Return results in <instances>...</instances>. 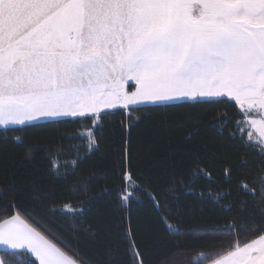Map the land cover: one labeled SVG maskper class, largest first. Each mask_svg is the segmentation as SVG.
Masks as SVG:
<instances>
[{"label":"snow or ice","instance_id":"obj_1","mask_svg":"<svg viewBox=\"0 0 264 264\" xmlns=\"http://www.w3.org/2000/svg\"><path fill=\"white\" fill-rule=\"evenodd\" d=\"M229 103L239 106L248 125L246 133L240 131L249 150L261 156L250 161L242 151L232 165L260 220L254 238L229 241L231 247L211 264H264V0H0V129L5 132L79 119L102 128L113 115L143 110L165 113L161 124L183 127L191 141L199 134L198 118L177 122L169 114ZM121 127L129 136L132 126L122 120ZM13 139L23 143L21 136ZM93 146L95 140L90 151ZM121 156L119 178L132 180L124 171L131 161L129 140ZM107 195L104 190L95 199ZM130 197H117L119 211L128 209ZM149 199L162 213L161 223L179 234L169 223L175 213L164 214L161 201L152 194ZM17 202L0 205L6 209L0 212V264H80L75 253L14 211ZM234 227L235 222L226 230ZM125 238L130 264H145L130 224Z\"/></svg>","mask_w":264,"mask_h":264},{"label":"trees","instance_id":"obj_2","mask_svg":"<svg viewBox=\"0 0 264 264\" xmlns=\"http://www.w3.org/2000/svg\"><path fill=\"white\" fill-rule=\"evenodd\" d=\"M173 112L169 116L177 122L198 118L199 134L191 141L183 127L161 124L165 113L160 111L113 115L102 128L79 119L15 132L0 129V194L8 191L0 205L16 198L13 210L75 253L80 264H130L125 251L129 224L145 264H210L231 247L229 241L243 243L255 236L260 217L252 198L242 194L240 171L232 165L239 163L242 151L250 161L261 156L245 143L240 131L244 118L234 103ZM122 120L132 126L129 136ZM90 130L96 141L91 151L83 135ZM17 135L23 143L14 141ZM125 140L130 141L131 161L124 171L132 173V180L119 178ZM104 190L109 195L97 202ZM128 193L129 207L121 212L117 197ZM150 194L161 201L164 214L175 213L169 223L179 234L161 223L162 213L154 209ZM233 222L235 227L226 230Z\"/></svg>","mask_w":264,"mask_h":264},{"label":"crops","instance_id":"obj_3","mask_svg":"<svg viewBox=\"0 0 264 264\" xmlns=\"http://www.w3.org/2000/svg\"><path fill=\"white\" fill-rule=\"evenodd\" d=\"M96 126V125H95ZM242 128L245 132H247L249 130L248 128V125L244 123V119H243V122H242ZM253 138H254V141H257L259 139V136H258V133H253Z\"/></svg>","mask_w":264,"mask_h":264},{"label":"rangeland","instance_id":"obj_4","mask_svg":"<svg viewBox=\"0 0 264 264\" xmlns=\"http://www.w3.org/2000/svg\"><path fill=\"white\" fill-rule=\"evenodd\" d=\"M89 133H92V135H89ZM83 135L85 138L88 139V143L91 141V140H94L93 138V132L90 130V131H85L83 132ZM211 264V263H210Z\"/></svg>","mask_w":264,"mask_h":264}]
</instances>
